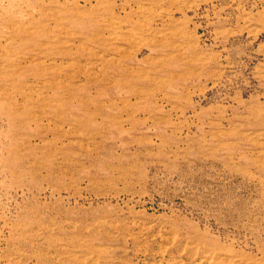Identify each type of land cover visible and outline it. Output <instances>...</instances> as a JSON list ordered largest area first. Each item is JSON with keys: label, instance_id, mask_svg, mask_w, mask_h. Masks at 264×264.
<instances>
[{"label": "rangeland", "instance_id": "obj_1", "mask_svg": "<svg viewBox=\"0 0 264 264\" xmlns=\"http://www.w3.org/2000/svg\"><path fill=\"white\" fill-rule=\"evenodd\" d=\"M0 264H264V0H0Z\"/></svg>", "mask_w": 264, "mask_h": 264}, {"label": "bare ground", "instance_id": "obj_2", "mask_svg": "<svg viewBox=\"0 0 264 264\" xmlns=\"http://www.w3.org/2000/svg\"><path fill=\"white\" fill-rule=\"evenodd\" d=\"M52 87L53 88H55V89H58V86H56L55 84H53L52 85ZM49 88V87H48ZM52 88V89H53ZM65 88V90H66V92H65V95H63V94H58V93H55L56 95H55V97H54V100L56 101V102H58V106L56 105V106H54V110H55V113L57 114V118L56 119H58L59 121H61L62 123H63V121H65V122H68V123H73V122H75L76 124H78V123H81L84 119L81 117H77V115H76V113L77 112H75V109H72V108H68V109H66V111L65 110H63L64 108H66V107H63V105L69 100V98H68V100H67V95H68V97H70L71 98V95L74 93L73 91H71L69 88H66V87H64ZM66 93H68L67 95H66ZM64 102V103H63ZM69 102V101H68ZM61 103L63 104V105H61ZM80 107H85L86 106V101H81V103H80V105H79ZM80 107H78V108H80ZM83 108H81V109H83ZM64 111V112H63ZM83 123V122H82ZM60 137V135L58 136V138ZM54 139H57V138H53V140ZM50 156V155H49Z\"/></svg>", "mask_w": 264, "mask_h": 264}]
</instances>
